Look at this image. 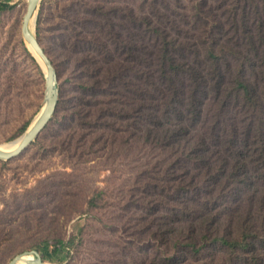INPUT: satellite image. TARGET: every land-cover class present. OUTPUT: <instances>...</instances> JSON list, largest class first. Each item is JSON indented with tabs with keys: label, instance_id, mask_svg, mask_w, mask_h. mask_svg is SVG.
Segmentation results:
<instances>
[{
	"label": "rangeland",
	"instance_id": "1",
	"mask_svg": "<svg viewBox=\"0 0 264 264\" xmlns=\"http://www.w3.org/2000/svg\"><path fill=\"white\" fill-rule=\"evenodd\" d=\"M27 5L28 0H11L0 11V142L20 137L45 100L46 72L22 30ZM263 30L264 0H43L35 31L58 69L63 105L22 153L0 158V264L26 249H53L60 238L75 241L62 254L63 263L45 259L48 263L107 264L115 254L118 264H125L123 259L136 264L125 251L132 244L140 261L148 244L131 238H147L148 228L179 209L178 198L169 199L167 189L177 182L173 171L181 167L168 165L169 148L152 144L144 134L147 111L153 103L164 105L172 94L161 77L164 47H170L177 61L205 72L215 50L229 70L228 78L243 74L262 88ZM67 48L73 55L90 49V58L85 56L80 66L78 56L66 61ZM241 48L256 58L258 74L245 57L234 55ZM87 64L102 70L92 76L82 69ZM106 71L115 83L106 78ZM179 71L176 79L188 100L195 83ZM78 76H103L107 84L84 98L80 94L85 90L74 83ZM199 94L205 99L204 112L192 134L211 141L214 157L228 153L221 139L234 125L245 131L247 122L257 127L264 118L251 117L241 95L223 107L212 93ZM101 104L126 105L131 113L124 116L106 108L110 121L90 122L88 108L97 112ZM74 107L84 108L85 120L72 116ZM169 115L177 120V114ZM230 159V165L235 164ZM263 165L252 167L255 176ZM216 182L222 191H230L222 196L229 200L221 204L225 218L229 215L224 209L235 202L231 191L241 188L245 198L255 188L223 175ZM149 197L158 201V209L149 205Z\"/></svg>",
	"mask_w": 264,
	"mask_h": 264
},
{
	"label": "trees",
	"instance_id": "2",
	"mask_svg": "<svg viewBox=\"0 0 264 264\" xmlns=\"http://www.w3.org/2000/svg\"><path fill=\"white\" fill-rule=\"evenodd\" d=\"M10 1L0 0V11L4 10ZM262 32L264 33V30ZM261 38L264 40V34ZM164 49L165 59L160 62L161 77L166 79L165 83L172 94L168 101H164V105L153 103V107L147 111L149 125L144 128V134L152 144L169 148L172 157L168 165L181 167V171H173L177 182L171 189H167L171 193L169 199L175 196L178 198L179 209L174 210L175 216H170L169 220L160 222L161 224H157L155 228H148L147 238L140 235L131 238L133 243L148 244L146 254L140 261L134 258V254L137 253L134 244L130 245L131 250L125 251L136 264H264V170L261 169L255 176L252 168L264 164V118H260L257 127L253 126L254 122H247L245 131L234 125V129L227 133L225 140L221 139L226 143L224 147L228 153H219L218 160L213 155L215 149L211 141L204 136L195 138L192 134L194 122L204 112L205 99L199 91L204 96L212 93L211 95L217 98L223 107L228 105L232 96L241 95L251 117L258 114L264 117V85L261 88L243 74L228 78L229 70L220 61L222 55L215 50L211 51V62L205 72L196 64L177 61L167 45ZM235 51L234 55L245 57L253 64L255 73L258 74L259 64L256 58L243 48ZM64 53L66 61L78 56L79 62L76 65L80 66L85 56L90 58L91 50L85 49L73 55L67 48ZM87 66L82 69L90 72L92 76L97 69L98 72L102 70L96 65ZM227 66L230 68V63ZM179 69L188 73L195 83L188 100L184 93L182 95V89L176 79L179 78ZM106 78L115 83L113 74H108L107 71ZM119 78L127 84V78L124 76ZM104 80L103 76L102 78L78 76L74 83L85 90L80 94L85 98L86 92L105 87L107 83ZM115 85L120 88L119 84ZM61 98L58 108L63 105ZM58 108L54 116H58ZM106 108L120 112L124 116L131 113L130 107L126 105L101 104L97 112L93 111V108H88L91 117L89 121L92 123L110 121L105 113ZM69 112L74 118L80 120L86 118L84 108L74 107L73 111ZM170 112L177 114L176 121L167 117L170 116ZM230 157L235 159V164L232 162L230 165L232 161ZM222 175L226 180L240 182L241 186H245L246 183L255 185L252 194L245 198L241 188L236 190L232 187L234 190L231 194L235 192L233 195L235 204L231 203L230 209H224L229 215L227 218L222 216L220 209L222 201H229L228 198L222 199V196L229 195L230 191H225L223 187L222 191L221 187L216 185V181ZM163 183L165 181H162ZM147 200L149 205L158 209V201L153 202L150 197ZM161 201L167 202L163 199ZM74 241V238L67 242L60 238L53 249L46 245L39 247V250L44 259L63 263L62 254ZM113 257L117 256L112 254V258L107 259V264H118ZM123 260L127 264V261Z\"/></svg>",
	"mask_w": 264,
	"mask_h": 264
},
{
	"label": "water",
	"instance_id": "3",
	"mask_svg": "<svg viewBox=\"0 0 264 264\" xmlns=\"http://www.w3.org/2000/svg\"><path fill=\"white\" fill-rule=\"evenodd\" d=\"M42 1L43 0H28L22 30L24 38H26L28 44L34 49L46 66V94L44 105L36 119H34L31 125L20 136V140L14 148H5L0 142V158L3 159H10L22 153L34 140H36L40 132L53 118L61 97L58 69L35 31ZM24 256H30L26 259L29 264H50L43 258L42 252L37 248L26 249L18 253L8 264H17Z\"/></svg>",
	"mask_w": 264,
	"mask_h": 264
},
{
	"label": "bare ground",
	"instance_id": "4",
	"mask_svg": "<svg viewBox=\"0 0 264 264\" xmlns=\"http://www.w3.org/2000/svg\"><path fill=\"white\" fill-rule=\"evenodd\" d=\"M31 51L33 52V54L36 56L35 58L38 59L39 63L41 64V66L44 68V70L46 71V66L44 65L42 59L36 54V52L34 51V49L29 45ZM38 116V115H37ZM36 116V117H37ZM36 119V118H35ZM20 140V137L18 138H15L13 140H10V141H3L1 142L2 146L5 147V148H14L18 142ZM30 257V256H24L22 259H20L17 264H29L26 259ZM50 264H54V263H50Z\"/></svg>",
	"mask_w": 264,
	"mask_h": 264
}]
</instances>
